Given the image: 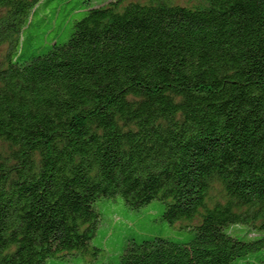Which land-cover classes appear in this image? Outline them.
Returning a JSON list of instances; mask_svg holds the SVG:
<instances>
[{"label":"trees","instance_id":"1","mask_svg":"<svg viewBox=\"0 0 264 264\" xmlns=\"http://www.w3.org/2000/svg\"><path fill=\"white\" fill-rule=\"evenodd\" d=\"M71 1L0 0V264H264V0H74L39 51ZM117 199L190 234L90 252Z\"/></svg>","mask_w":264,"mask_h":264},{"label":"rangeland","instance_id":"2","mask_svg":"<svg viewBox=\"0 0 264 264\" xmlns=\"http://www.w3.org/2000/svg\"><path fill=\"white\" fill-rule=\"evenodd\" d=\"M73 2L74 0L62 6L61 10L63 8L64 10L54 14L52 16L53 19L51 18L50 21L47 20L41 22L40 20H37V23L41 22L39 27L41 28L40 30L42 32L41 43L38 47L39 51L44 50L45 47H47V45L52 41L53 44L54 42H63V38L65 37V28L67 29V27H70L72 24H74V21H78L83 17V13L69 15ZM176 2L179 5L188 7L198 4L199 0H176ZM166 3L174 4L171 2ZM54 6H56L55 2L50 5V7ZM200 7L203 8L202 5ZM66 19H68L67 22L69 24H66V27L64 26L62 28ZM2 52L3 49L0 51V58L2 56ZM214 192L215 191H212L211 195L216 196V193ZM118 203H120V201L117 199L115 203L107 202L100 207L102 223L99 224L97 233L90 242V252L93 251V248H100L102 251L100 253L101 257L105 256L108 259L113 256V250L119 246L121 241H123L124 236L129 235V233L133 234V236L147 235L168 239L174 237H184L190 234L189 228H185L183 223L176 222L169 224L167 221L161 220L159 218L162 207L160 202L153 201L144 207L133 211L126 210L124 206ZM195 222L197 223V221ZM250 236L255 237V234L252 233ZM96 261L92 255L86 254L79 256V258L73 259L72 264H79V262L82 264H93Z\"/></svg>","mask_w":264,"mask_h":264}]
</instances>
